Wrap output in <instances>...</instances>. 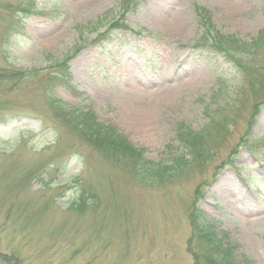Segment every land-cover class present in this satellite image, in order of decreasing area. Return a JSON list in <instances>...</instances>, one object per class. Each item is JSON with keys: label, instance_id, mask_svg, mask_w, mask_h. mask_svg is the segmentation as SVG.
I'll use <instances>...</instances> for the list:
<instances>
[{"label": "rangeland", "instance_id": "rangeland-1", "mask_svg": "<svg viewBox=\"0 0 264 264\" xmlns=\"http://www.w3.org/2000/svg\"><path fill=\"white\" fill-rule=\"evenodd\" d=\"M0 264H264V0H0Z\"/></svg>", "mask_w": 264, "mask_h": 264}, {"label": "bare ground", "instance_id": "bare-ground-1", "mask_svg": "<svg viewBox=\"0 0 264 264\" xmlns=\"http://www.w3.org/2000/svg\"><path fill=\"white\" fill-rule=\"evenodd\" d=\"M176 21H174V25ZM150 110H151V103L149 102V100H141V101H137V103L134 105V107H132L131 110V117L132 120L137 124V125H142L143 127H145L146 125L149 124V119H150ZM148 131V135L152 138V133H150V131L145 127L143 129V132Z\"/></svg>", "mask_w": 264, "mask_h": 264}, {"label": "trees", "instance_id": "trees-1", "mask_svg": "<svg viewBox=\"0 0 264 264\" xmlns=\"http://www.w3.org/2000/svg\"><path fill=\"white\" fill-rule=\"evenodd\" d=\"M206 19L203 20V23H201L200 25H201V27H203L205 29L204 36H206L207 38H208V34L210 36H212V42H211L210 47H212L214 50H216L218 52L225 53L226 48H224V43L221 41V39H218L219 37L217 36V34L215 32H211L210 25H208V23L206 22ZM194 149L195 148H193V150ZM207 229H208V230H206L207 233H210L209 232L210 228L207 227Z\"/></svg>", "mask_w": 264, "mask_h": 264}]
</instances>
